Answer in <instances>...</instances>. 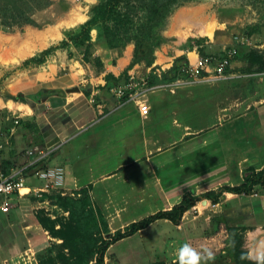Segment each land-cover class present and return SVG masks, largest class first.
I'll return each instance as SVG.
<instances>
[{"label":"crops","instance_id":"crops-1","mask_svg":"<svg viewBox=\"0 0 264 264\" xmlns=\"http://www.w3.org/2000/svg\"><path fill=\"white\" fill-rule=\"evenodd\" d=\"M47 31L36 30L32 35L30 33L28 35L30 43L19 48L18 58L22 50L37 44V34L41 33L40 38H42ZM89 35L91 42H93L94 54L100 57L104 64V71L100 74H94L85 64L81 63V55L78 51H75L78 54L77 56L73 54V56L68 57L67 51L57 50L49 56L45 65L35 66V72H30L27 83H21L22 79H18L15 76L9 79L7 83L6 88L9 92L16 94L19 92L22 94L24 91L30 92L26 93L28 95L38 94L42 90L60 91L59 94L52 93L37 100L30 99L29 103L9 99L1 100L3 108L12 113H17L15 115L17 119L21 117L29 118L35 124L34 126L32 125L33 128L37 130V134H34V129L32 128V130L31 126L26 127L25 124L23 126L25 128L22 129L30 128L31 134L27 130L19 129L16 132L12 129L11 145L14 144V149L10 153L13 152V156L7 157L10 162V169L29 162L30 159L26 156L25 151L31 145L60 144L58 149L45 160L28 167V171L24 173L27 186L33 187L40 184L32 175L33 169L60 165L67 172V177H64V184L71 187L68 190H78L82 186L97 185L99 191L105 192V195L110 198L106 205L110 204L111 198L123 201V206L117 209L113 216V220H120L116 227L119 230L130 222L140 219V217L142 218V216L153 214L157 210L169 209L181 199L183 193L188 192L191 195H198L209 190L215 191L223 185L232 186L241 182L240 166L237 167V180L235 183L225 179L216 183L204 180L199 184L198 181L192 179L190 184L194 185L193 187L195 188L184 185L181 182V184H176V186L174 184H166L167 171L164 169L171 162H179L178 157L180 155H177L179 144L185 140L189 142L194 137L200 136L211 129L213 118L217 114L223 115L225 118L232 117L238 110L235 106L244 105V98L233 103V101L237 100V97L239 99L244 97V93H246L244 84L238 89L243 93L241 96L237 95V93L230 94V90L234 89L235 85L239 86V82L234 83V80L230 79L217 81L218 83H195L190 86L192 89H183L179 93L174 89H170L169 94L171 96L169 97L165 94L166 89H158L150 92L147 96L146 102L149 106L147 115H140L131 104L113 110L116 101L109 90L101 89L105 83L103 77L106 73L119 76L124 71L130 62L133 46L127 44L121 53L117 54L116 50L109 49L98 41L96 29H94V32L90 30ZM210 48L211 46L209 50H211ZM189 53L197 55L195 49L184 51L178 48H175L171 55H163L162 59L165 63V67H162L163 71L170 67L172 59L178 55L184 54L187 58L193 60V57H189ZM31 54H27V56ZM156 66L155 60L149 66L137 63L133 65L132 70L137 72V68L139 70L143 68L147 72L150 67ZM213 87H216L215 89L219 91L218 96L214 100L210 96V90L214 89ZM231 95H237V97ZM179 96L193 99L189 115H186L185 112L183 113L182 100L178 99ZM165 100L168 101L166 106H164ZM223 100H227V104L225 102L217 106V103ZM232 106L235 109L233 108L231 111L230 108ZM251 109L252 105L247 104L242 109V113L236 114L245 115ZM233 111L235 113L230 114ZM56 112L60 113L56 114ZM184 114L188 122L183 120L182 116ZM155 119L163 120L164 122L160 125L158 123L155 124ZM203 142L205 143L206 140H203ZM11 145L10 149L13 148ZM191 147L193 146L191 145ZM173 154L177 156L172 160ZM166 155L168 157H165ZM209 182L211 185H208ZM89 195L91 196V193ZM248 196H253V194ZM26 197L32 199L31 194L22 196L14 194L9 211L6 213L0 211L2 216L0 247L8 246L11 249L8 253H2L4 260L8 259L10 261L13 258L12 254L17 251L16 249L21 243L22 247L26 248L23 250L26 253L29 249L34 248L37 243L47 238L45 229L37 221L32 220L33 217H26L25 211L27 207L33 208L32 202ZM241 199L240 194L224 192V198L215 203L214 206L211 205L212 203L208 199L197 201L193 207L183 214L178 225H173L166 219H158L156 221L162 220L165 224L172 226V228H167L176 230L178 238H180L179 247L183 245L181 244L183 242L191 245L201 244L202 240L200 241V239L204 237L212 238L219 230L212 235H207L208 232L214 229L213 223L215 221H220L221 229L224 223H226L225 226H244L247 218L253 220L256 214L263 209L261 208L263 207L261 203L260 206L257 205L256 201L258 199L249 205H245L244 202V204H240L239 200L242 202ZM144 200L151 201L149 208H145L144 212L138 214L129 213L127 218H123V214L128 212L130 204L135 206L144 202ZM39 201L41 203L44 202L43 200ZM232 201L234 204L227 207L224 213H220L223 204L227 205V203ZM199 203L204 204L205 210L204 208L199 209ZM115 205L116 203H111V206ZM209 205L212 206L210 207L211 209H207ZM13 209L16 212V216L10 218L9 213ZM209 211L212 213L216 212L217 215L214 216H219V219L212 220L210 227H206L205 231L202 230L200 234H189L190 236L187 235L185 237L181 235L183 229L187 231L186 229L194 227L197 230V220L202 214ZM189 212L194 213L191 218L186 217ZM208 219L209 216L203 218L206 226H208ZM152 223L148 226L152 225ZM245 230L248 231V229ZM257 230L260 229L257 227L252 229L253 232H257ZM3 232L9 233L8 239H3L1 236ZM172 235L176 237L174 233ZM243 236L245 238L243 239V248L247 250V234L245 233ZM173 242L168 241V248L173 245ZM247 257L252 261L261 259V255L256 256V251H254L253 255H248ZM158 260L165 264L162 259L159 258ZM1 261L3 264V260ZM174 261L172 259V262ZM152 262L153 260L149 263L152 264ZM230 262L229 260L227 262L217 261L216 263L212 261L208 264H232ZM104 264H107L106 252Z\"/></svg>","mask_w":264,"mask_h":264},{"label":"rangeland","instance_id":"rangeland-1","mask_svg":"<svg viewBox=\"0 0 264 264\" xmlns=\"http://www.w3.org/2000/svg\"><path fill=\"white\" fill-rule=\"evenodd\" d=\"M99 1L101 0H51V4L46 8L35 11L32 14V19L35 21V24L13 27L7 31L0 27V130L2 132L7 127H10V129L12 128L17 132L19 129L25 128L23 127L24 124L26 127L31 126V129L35 125L32 123L33 121L26 117L18 118V123L15 124L13 121L16 118L15 115H17V113H12L7 111L6 108H3L1 100H12L10 99L11 97L21 94V92L17 94L9 92L6 88L9 79L15 76L18 79H22L21 83H27V80L30 77V72H35V66L45 65L49 56L54 54L57 50L67 51V53L70 52L72 56L73 54H76L77 56L78 54L76 52L78 51L79 53V50L73 47L71 43H68L65 48L55 49L42 64H29L27 67L22 66L25 59L38 56L39 53L46 48L55 45L57 46L63 39H66L67 32H75L78 25L89 17V9L91 6ZM132 1L134 2L131 3L140 5L137 2L138 0ZM124 9L125 8L122 5L118 11L121 12ZM141 14L142 11L137 10L134 15V21ZM71 22H74V24L70 25ZM65 24H67V27ZM260 24H264V0H186L180 4L173 5L164 22L156 28V32H158L165 40L162 44L155 48L153 52L154 61L156 60L157 64L156 67L160 71H163L162 67H165L162 56L166 54L171 55L175 48L184 51L188 50L186 47L189 43L188 38H203L205 43H207L209 47L211 46L210 49L212 52L224 51L234 47L236 49V56L231 61V69H229V71L235 73V77L230 78V80H234V83L239 82V86L235 85L236 87H233L234 89L230 90V94L237 93V95L241 96L243 93H241L238 89H240L243 84L246 86V93H244V97L239 99L237 95H231L237 97V100L233 101V103L241 100L242 98L245 99L244 105L235 106V108L238 109H236V113H242V109L247 104L252 105V109L247 111L245 115H239L233 111L230 113H235L232 117L228 114L229 117L225 118L223 115L217 114L215 118H213V126L211 129L202 133L200 136L194 137L189 142H187L188 140H185L179 144L177 155H180L178 160L181 163L178 164V161L177 163L171 162L167 168L164 169L167 171V178L165 179L166 184L169 183L170 185L174 184V186H176V184L181 182L184 185L195 188L193 187L194 185L190 184L192 179L198 181L199 184H201L200 182L204 180L216 183L225 179L235 183L237 180L238 166H240L242 174V169L245 167L251 166L258 169L263 164L264 72L246 73L245 77L242 76L245 73L241 72V67H243L241 57L245 53L253 49L264 50V27H262L263 33L261 34L247 36L245 33L246 29H250L254 27V25ZM101 27H113L112 22H107L103 26L101 25ZM36 30L48 31L44 35L42 34V38H40L41 33L37 34V44L31 45L27 49L22 50L19 53L18 58L19 48L30 43L28 35L30 33V35H32V33ZM91 30L94 32V29ZM204 30L211 31V35L209 36L203 34ZM128 44L133 46V43L131 42ZM43 46L45 47L41 48ZM32 52L33 54H31ZM27 54L31 55L27 56ZM188 55L190 58L195 57L193 53H189ZM85 66L88 67L86 64ZM137 72L144 74L145 70H143V68H140V70L137 68ZM213 83L218 82L216 81ZM190 86L192 85L184 84L171 88H165V94L169 97L171 96L169 94L170 89H174L177 93H179L183 89H192ZM213 88L214 89L210 90V96L214 100L218 96L219 91L215 89L216 87ZM26 93L30 92L24 91L21 95L25 98L24 103H29L31 98L27 97L28 94ZM178 99L182 100L183 113L185 112L186 115H189L193 104L191 101L193 99L180 96ZM167 100H165L164 106L168 105ZM225 102L227 104V100H223L217 103V106H220ZM233 108L234 106H232L230 110L232 111ZM58 113L60 112H56V114ZM185 114L182 118L188 122ZM154 121L155 124L158 123L159 125L164 122L163 120L158 119H155ZM30 128L22 130H27L28 133L31 134L29 131ZM33 129L34 134H37V130H35V128ZM203 140H206V142L204 143ZM41 145L47 147L52 144ZM191 145L193 147H191ZM11 146L13 147L11 149L9 148L10 146H5L1 149L0 166L2 169H4L7 165H4L3 161L8 160V156H13V152L10 153V151H13L14 144ZM19 154L21 153L19 152ZM177 155L173 154L171 159L173 160V158ZM165 157H168V155ZM66 175L67 172H65V176ZM205 175L206 177L203 178ZM210 182L208 185H211ZM64 187L71 189V187L66 186L65 184ZM68 192H66V195L76 198L85 197L84 195H86L88 197L89 205L94 210L100 212L108 229V233L102 235L104 238H109L115 232H122L125 229V226L122 229H116L120 220H113L115 211L123 206V201L111 198L110 204L106 205V202H108L110 198L105 195V192L99 191L97 185L82 186L81 188H78V190H73L71 193ZM89 193H91V196ZM57 194H60V192L50 190L46 193H42L40 196L31 194L32 199L29 198L30 196L26 197L30 199L33 207L31 209L27 207V210L25 211L27 214L26 217H33L32 220L37 222L39 220L48 219L53 221L55 229L59 228L61 223L67 222L66 219L68 217V213L55 204V195ZM241 197L242 202L239 200L240 204L244 202L245 205H249L258 199L256 201L257 205L260 206L261 203L263 205L261 208L263 209L260 213L256 214L253 220H251V218H247L244 226H234L232 224V226H225L226 223H224L222 229L220 227L221 225H219V230L215 233V236H213L214 240L205 241L204 239L210 238L204 237L200 239V241L202 240L201 244L199 243L200 241L197 245L192 244V247L194 246L197 251L203 250V248H197L200 245H204L206 248L210 249L213 252L214 257L216 256V258L212 260L214 263L217 261H231L227 252L228 237L226 229L228 227H238L244 230L242 232L243 239H245L243 235L245 233L247 234V250L245 249L247 256L253 255L254 251H256V256L261 255V259L257 261L264 264V189L255 187L253 196L241 195ZM39 200H43L44 202L41 203ZM233 201L227 203V205L223 204L220 209V213H224L227 207L230 205L232 206L234 204ZM111 203H116V205L111 206ZM150 205L151 201L149 200H144V202L135 206L130 204L128 212L123 214V218H127L129 213L138 214L144 212V209L149 208ZM198 206L199 209L204 208L205 210L203 203H199ZM210 207L212 206L209 205L207 209ZM151 208L154 209L152 206ZM211 211L205 212L199 217L197 220V230L194 227L186 229L187 231L183 229L181 235L185 237L187 235L190 236L189 234H200L202 230L205 231L206 227H210V222L219 217L214 216L217 215L216 212L212 213ZM15 213L16 212L13 209L12 212L9 213L10 218L16 216ZM192 214L194 213L189 212L186 214V217L191 218ZM205 216H209L208 226H206L205 221L203 220ZM1 217L2 216L0 215V223L2 222ZM41 227L44 229L42 225ZM167 227L172 228L171 225L165 224L162 220H159L152 223V225L148 226L146 229H142V232L134 233L129 237L114 242L106 250L107 264H151L149 262L152 260V264H154V261H157L159 258L165 261V264H176V261H178L177 252L182 245L179 247L180 238H178L179 236L177 235L176 230H170ZM256 227L260 230L253 232L252 229ZM245 229H248V231ZM64 231L67 240H69L67 228H64ZM40 232L42 233V231ZM173 233L176 237L172 235ZM8 234V232H3L1 236L6 240L9 238ZM45 235L47 236L46 239L37 243L34 248L29 249L26 253L23 251L26 248L22 247V243H19L21 246L18 245L16 249L17 251L12 254L13 258L10 261L8 259L4 260L2 253H8L11 249L8 246L0 247V264H2L1 260H3V264H61L65 255L69 254L71 256L73 254L71 250L63 249V246L60 244L61 240L59 238L52 237L46 229ZM213 237L211 239H213ZM168 241H174L170 248H168ZM221 242L222 244L220 245L219 243ZM181 244H185V242ZM218 245L220 246L218 247ZM83 246L84 243L82 242L79 247ZM17 252L18 254L15 255ZM172 259L173 261H176L172 262ZM212 261L204 260L202 261V264H208ZM89 263H92V261Z\"/></svg>","mask_w":264,"mask_h":264},{"label":"trees","instance_id":"trees-1","mask_svg":"<svg viewBox=\"0 0 264 264\" xmlns=\"http://www.w3.org/2000/svg\"><path fill=\"white\" fill-rule=\"evenodd\" d=\"M186 0H138L140 5L132 0H101L91 6L89 9V18L78 25L75 32H67L66 39H63L57 46H51L42 50L38 56L25 59L23 67L29 64L40 65L57 48H65L68 43L79 50L83 64L98 75L104 71V64L100 57L94 54L93 42H91L89 32L92 28L97 30L98 41L109 49H114L120 54L122 48L128 43H133L132 55L129 64L119 76L106 73L103 77L105 83L101 89L109 90L113 85L123 83L126 79V73L133 65L143 63L149 66L154 61V49L162 44L164 38L156 32L158 28L170 13L173 5L180 4ZM51 4V0H0V27L5 31L13 27H22L24 25H33L35 21L32 14L35 11L46 8ZM125 8L119 12L120 6ZM137 10L142 14L134 21V15ZM107 22H112L113 27H101ZM117 26V27H116ZM264 24L254 25L246 29V35L263 33ZM186 47L188 50L195 49L199 56L222 55L223 51L212 52L203 38H188ZM184 49V48H183ZM68 57L71 53H67ZM241 60L243 73L264 72V50L253 49L245 53ZM187 64V58L184 54L174 57L171 66L161 71L160 77L149 75V83L170 82L179 77H186L181 73V69ZM228 68L226 72H228ZM58 90H42L38 94L28 95L32 100L48 96L52 93H58ZM10 99L19 102H25L21 94L13 96ZM10 127L3 130L4 134L9 132ZM1 152V150H0ZM6 167L2 169L4 174L10 169L9 160L3 161ZM2 168V167H1ZM242 180L236 185H223L215 191L209 190L198 195L183 193L181 199L173 204L169 209L157 210L153 214L146 215L138 220L130 222L125 229L117 231L109 238L102 235L108 233L105 220L100 212L94 210L88 203V197H71L69 195H55L56 205L68 213L67 222L61 223L59 228L55 229L53 221L39 220L38 223L46 229L52 237L59 238L63 249L71 250V256L65 255L61 264H104V255L106 250L114 242L129 237L134 233L146 228L152 222L158 219H166L173 225H178L183 214L188 211L195 203L201 199H208L212 204L221 201L224 198V192L240 195H250L254 193V188L264 189V164L255 169L251 166L242 169ZM85 191V190H83ZM81 194V193H80ZM79 194V195H80ZM219 219V218H218ZM220 221L213 223L214 229L207 235L214 234L219 229ZM64 228H67L69 240H67ZM228 237V256L233 264H263L260 261L247 259V253L242 248L243 237L242 228L228 227L226 229ZM83 247H79L81 243ZM92 263H89L91 262ZM154 264H164L162 261H156ZM178 264V261H176Z\"/></svg>","mask_w":264,"mask_h":264},{"label":"built area","instance_id":"built-area-1","mask_svg":"<svg viewBox=\"0 0 264 264\" xmlns=\"http://www.w3.org/2000/svg\"><path fill=\"white\" fill-rule=\"evenodd\" d=\"M236 56V49L231 47L223 51L222 55H206L199 56L198 54L191 61L187 58V64L181 69V73L186 77H179L168 83H149V75L160 77L161 71L156 67L150 69L144 74L135 73L133 70H128L126 79L123 83L113 85L109 88L110 94L115 99L113 110H117L125 105H133L140 115H147L149 106L147 96L150 92L180 86L184 84L192 85L199 82H216L220 80L230 79L235 77V73L226 69H230L231 61ZM242 76H246V73ZM18 123L17 118L13 121ZM12 128L7 134L0 130V150L5 146L11 145ZM60 144H52L50 146H42L40 144L31 145L26 151V156L30 159L28 163L19 165L9 169L8 173L4 174L0 166V211L6 213L12 206L13 195L19 196L33 194L40 196L50 190L59 191L61 195H66L70 191L64 187V168L60 165L45 166L32 170L33 177L40 182L39 185L29 187L25 184L24 173L28 171V167L34 166L38 162L45 160L53 152H55ZM61 190V191H60ZM73 191V190H71ZM68 192V193H71ZM213 206L215 204H212ZM205 241L214 240L204 239ZM220 245L222 244L219 243ZM219 245V246H220ZM218 246V247H219ZM205 247L200 245L197 248Z\"/></svg>","mask_w":264,"mask_h":264},{"label":"clouds","instance_id":"clouds-1","mask_svg":"<svg viewBox=\"0 0 264 264\" xmlns=\"http://www.w3.org/2000/svg\"><path fill=\"white\" fill-rule=\"evenodd\" d=\"M178 264H202L204 260L214 259L213 252L203 247L202 251H197L191 244H183L177 252Z\"/></svg>","mask_w":264,"mask_h":264},{"label":"bare ground","instance_id":"bare-ground-1","mask_svg":"<svg viewBox=\"0 0 264 264\" xmlns=\"http://www.w3.org/2000/svg\"><path fill=\"white\" fill-rule=\"evenodd\" d=\"M68 22H69V21H68ZM75 23H76V22H75ZM73 24H74V22H71V23H70V25H73ZM65 25H66V27H67V24H65ZM203 32H204L203 34H205V35H209V36L211 35V31L204 30ZM209 36H208V37H209Z\"/></svg>","mask_w":264,"mask_h":264}]
</instances>
